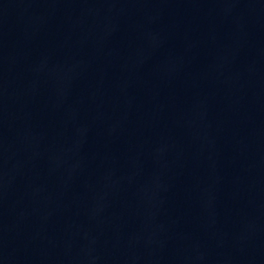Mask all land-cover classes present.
<instances>
[{"label": "water", "instance_id": "water-1", "mask_svg": "<svg viewBox=\"0 0 264 264\" xmlns=\"http://www.w3.org/2000/svg\"><path fill=\"white\" fill-rule=\"evenodd\" d=\"M0 264H264V0H0Z\"/></svg>", "mask_w": 264, "mask_h": 264}]
</instances>
